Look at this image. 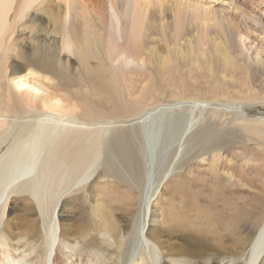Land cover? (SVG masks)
Returning <instances> with one entry per match:
<instances>
[{
    "label": "bare ground",
    "instance_id": "bare-ground-1",
    "mask_svg": "<svg viewBox=\"0 0 264 264\" xmlns=\"http://www.w3.org/2000/svg\"><path fill=\"white\" fill-rule=\"evenodd\" d=\"M129 1L132 3H126L121 15L114 10L119 0H110L112 14L103 0H0V49L12 47L10 58L23 62L11 64L8 75L10 64L7 66L0 58V264H238L241 255L244 264H264V174L250 168L242 175L231 164L238 159L236 149L250 141L258 147L253 149L264 156V115L247 118L241 105L240 111L232 112L236 114L218 122L213 115L220 109L209 108L213 102L195 98L144 110L127 108L118 99L121 95L114 94L124 87L121 83L128 82L129 72L123 70H174V55L182 52L180 46L178 51L169 49L167 55L158 53L160 42L166 47L170 44L156 38L154 20L148 18L150 0ZM183 5V1L176 3L174 20L179 24L184 20L180 16ZM28 10L31 13H26ZM154 13L158 16L168 11L160 8ZM130 14L131 29L123 33L124 19ZM112 16L117 17L116 28L123 22L121 38L123 34L127 38L122 46L115 42L119 36L108 25ZM162 25L159 22L160 28ZM25 31L31 36L19 43L16 36H25ZM231 33L226 44L235 43ZM56 38H60L58 44ZM204 42L200 40L202 45ZM224 47L218 49L223 63L232 71L238 70L228 46ZM62 52L80 65L81 74L73 77H80L99 92L114 95V111L119 115L137 111L138 118H130V124L122 127L116 122H99L97 119L103 116L96 110L83 109L80 116L72 112L74 118L65 116L62 100L57 97H44L40 105L34 104V92L39 87L28 78L22 83L32 84L29 89L13 88L17 94L6 92L3 81L11 83L13 76L27 70L53 76L60 82V90L71 89L79 80L67 73L69 66L57 63ZM91 61L97 64L93 69ZM116 62L118 67L114 66ZM28 107L31 114L25 110ZM84 114L91 121L96 119L95 123L83 119ZM223 122L232 127L219 129ZM150 135L156 140L152 143H161L157 155L165 160L163 171H157V155L146 150L150 144L145 138L150 142ZM146 153L153 161L150 165L144 160ZM173 172L176 174L170 178ZM260 176L256 183L255 178ZM98 177L114 180L129 193L137 191L139 202L136 196L132 199L125 195V200L131 199L130 209L116 212L118 200L109 194L111 187L99 183ZM174 178L180 185L185 182L189 186L177 185L173 192L168 191L166 184ZM217 189H221L219 194L213 195ZM176 191L190 202L178 201ZM230 191L234 195L235 191H243L241 197L247 198V203L236 209L246 210L241 205L253 208L247 215L257 226L253 225L248 234L249 225L232 222L233 215L224 217L216 204ZM161 193L168 198L158 207ZM74 194H79L83 206H89L87 213L91 214L94 229L84 223H67L64 212L56 224L52 223L56 202ZM11 199L18 221L5 220ZM32 207L41 214L38 221L44 220L38 227H33L36 219ZM198 220H203L206 227L200 223L197 229L194 225ZM16 224L19 232L15 231Z\"/></svg>",
    "mask_w": 264,
    "mask_h": 264
},
{
    "label": "rangeland",
    "instance_id": "rangeland-1",
    "mask_svg": "<svg viewBox=\"0 0 264 264\" xmlns=\"http://www.w3.org/2000/svg\"><path fill=\"white\" fill-rule=\"evenodd\" d=\"M40 1L41 0H39V2ZM103 1L108 5L107 12L112 14L110 10L112 7L114 8V6L110 5V0ZM180 1H183L184 8L187 7L191 10L186 8L185 10L183 7L181 8V10H183L180 16L184 17V20L179 24L174 20V13L176 9V3L178 4ZM115 2L117 3V1ZM130 2L131 1L129 0H119L116 8H114L115 12H118L119 14L122 13L121 15H123L126 3L129 4ZM191 3L193 8L196 10H194L192 7L189 8ZM150 7L151 14L148 16V18L150 20H154L152 27L155 28V33L157 32L156 38H163L165 42L170 44L167 46V48L162 42H160L158 44L159 49H157V52L161 53V55H167L169 53V49L175 48V50L178 51V47L180 46L182 48L180 47L179 51L182 50V52H180L181 54H175L179 57H175L174 55L176 60L174 64V70L172 68H165L160 72L154 69H150V71L147 70V68H127L125 71L123 70L124 73L127 71L129 72L128 82L126 85L121 83L124 87L121 88L119 92H114L117 97L121 95L120 98L118 97L120 102L126 103V107L128 108L129 106L133 111L141 107L143 108L142 110H144L151 107H158L161 104H173L179 100L195 98L201 101H206L207 103L213 102L209 108L214 107L220 109L219 114L213 115V120H217L218 122H221L223 119L226 120L236 114L232 112L240 111V108L238 107H241V105L243 106L242 111L244 110L243 112H246L248 116L247 118H261V116L264 115V0H150ZM160 8L168 11V14L164 13L158 14V16H156L154 11H159ZM31 11L32 10H28L26 13H31ZM193 11H195V13ZM13 13L14 9L9 14L8 23L11 20V17H13ZM36 14L37 13L34 12V15ZM132 18L133 17L130 14L127 19H124V22L126 21V24L124 23V29L123 22H121L116 28L117 17L112 16L109 19L108 25H112L113 29H115L117 35L119 36V38H116L115 40L119 46H122L127 38L124 37L123 34L122 39L120 31L123 29V33L129 32L131 29L130 26ZM158 21L163 24V28L158 26ZM230 30H232L231 35H233V38H235V43L231 44L233 46H231L230 43L226 44V42H224L229 38L227 35L229 34ZM29 36L31 35L28 33V31H25V36L23 34L22 36L19 35L16 37L19 39V43H21ZM36 37L39 38V36ZM170 38H173L174 40H170ZM53 39L54 37L52 40ZM55 40V42L58 44L60 38H56ZM200 40H204L205 44L202 45ZM224 43L228 46V53L232 59L235 60L239 67L236 71L228 69L223 63L224 59H222V56L219 54L218 49H222L223 46L226 47ZM192 45H194V51L191 50ZM7 49V51L0 49V58L2 57L3 60L7 62V66L10 64L8 69V75H10L12 67L11 64H15V62H17L20 65H23V62H18L16 59L14 60L13 58H10L13 53V48L9 47ZM57 63H60V65L63 64L65 66H69L70 70L66 71L72 77L76 76L77 74H81L79 63H77L72 56L69 58L66 55V52H62L60 54V56L57 58ZM90 63L91 69L97 66L94 61H91ZM114 66L118 67L119 63L116 62ZM12 78L13 80L11 83L8 82L7 84L6 80L3 81V87L6 89V92H9L10 94H17L18 90L25 91L29 89L32 84L24 86L23 84H25V82L22 83L24 79L28 78V80H31L32 82L36 81L39 88H37L38 91L34 92V104L40 105L41 99L44 97H49L50 99L57 97L58 99L62 100L61 106L65 109V116L68 117L74 118V116L71 115L72 112L73 114L80 116L83 109L85 112L87 110L91 112L96 110L103 116L102 119H97L99 122H116L122 127H127L130 124L128 122L129 120L138 118L137 111H134L133 114L119 115L118 112L114 111L115 102L117 101L114 100V95L99 92V90L96 88H93L89 84L79 80L80 77H76L77 79L73 77V79L79 80V82L77 81L76 85L70 87L71 89H68V91H66L67 89L60 90L61 84L53 76H46L42 74L36 75L30 70L23 71ZM13 88L18 90L16 91ZM53 101L54 100H51V102ZM72 106H75V109H72ZM25 110L26 112L30 111L28 114H31L32 112L31 107L25 108ZM47 111L49 110L47 109ZM85 114L82 116V118L88 120L90 123H93L96 120L95 119L91 121L87 119V117L85 118ZM224 114H227V116L225 117ZM211 118L212 115L210 120ZM226 124L227 122L220 123L218 128L224 130L225 126L229 125ZM229 126L230 127H228V129L232 127V124ZM180 131L181 130H179V132ZM148 137L151 138L152 136L150 135ZM145 139L147 144H150L148 149H146L147 152H149V154L151 153L150 155H152V153L157 155V151L160 149L161 143H152L153 141H156L154 138H151L150 142H148L147 136ZM250 142L251 143L248 142V144L245 143L243 147L240 145V149H236L235 154L238 159L231 163L234 165L232 168H235L238 170V172H241L242 175H245L250 168L254 171L264 174V156H260L258 151L253 149V147L256 145L255 142ZM256 148L258 149L257 145ZM144 160L149 165L153 162L150 160V156L147 158V153L144 157ZM157 161V171H163L165 168V160H163V157L159 156L158 154ZM194 173H197V170ZM160 174H158V177H160ZM175 174L176 172H173L169 177L171 178V176H174ZM96 179H98L99 183L111 187L108 191L109 194L111 196L113 195L112 197H115L120 203H116V212L126 208L130 209L131 199L125 200L127 196L132 197V199L137 197L139 202V195L137 191L134 193H129L125 187L116 184L114 180H109L104 177H98ZM260 179L261 176L256 177L254 181L258 183ZM176 180L178 179L174 178L170 181V183L166 184L168 191L173 192V188H178L177 185L182 184ZM180 186L188 187L189 183L183 182V185ZM220 190L221 189H217L213 195L219 194ZM179 192L180 191H176V194L174 195L178 201L182 199L185 202H190L188 197H185L183 193L180 194ZM249 192L253 191L249 190ZM235 193L238 197H236V195H234V193L231 191L225 193V195H222L218 199L216 204L220 206L224 217H231V215H233L234 217L231 219L232 222L240 221L243 224L242 221H244L247 225H249L247 231L248 234L250 230L253 229V225L257 226L256 224L252 223L253 221H251V217L247 215L248 211L253 210V208L249 206L244 207L241 205L240 207L246 210L236 209L239 204H246L247 198L241 197L244 193L243 191H235ZM43 195L44 197L46 196L45 192ZM125 195L126 197H123ZM106 197L108 196L106 195ZM80 198L81 197L79 194H74L66 196L56 202V209H54L55 216L52 223L56 224L62 212H64L66 213L67 223H73L75 225H81V223H84L86 224L84 226H87V228L91 229L93 227L92 229H94L95 224H92L90 217L91 214L87 213L89 206H83V201L81 202ZM167 198V195L161 193L160 199L156 201V204L157 202L159 203V206L158 204L157 206L160 207L164 205ZM48 202L49 201L47 200L46 205ZM84 202L86 201L84 200ZM18 206L22 207L23 204ZM13 207L14 205L12 204L11 199L9 206L5 210L7 215L5 217L6 221H8L10 218L17 220V208ZM34 209L35 208L32 207L31 212L35 214L34 220L36 219V224L33 227H38L39 222L42 224L44 223V220L41 219L38 221L37 218L40 217L41 214L37 209ZM27 211L30 212L31 209H28ZM87 214H89V216H87ZM257 218L259 217L257 216ZM214 219H216L215 216L212 217L210 221L213 222ZM225 220L229 222V219ZM200 223L205 226V224H203V220H198V224L194 226L199 229V227H201ZM259 224V226L263 225L262 222H259ZM15 231H20L17 224ZM40 231L42 233V228ZM186 233L189 234V232ZM219 239L222 241L225 240L222 237ZM240 244L238 251L241 249ZM243 256L244 255L239 256V258L242 260H240L238 264H244ZM166 263H169L168 259L166 260Z\"/></svg>",
    "mask_w": 264,
    "mask_h": 264
}]
</instances>
